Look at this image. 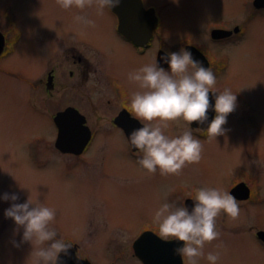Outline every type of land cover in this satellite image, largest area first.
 <instances>
[{"label":"rangeland","instance_id":"374dc122","mask_svg":"<svg viewBox=\"0 0 264 264\" xmlns=\"http://www.w3.org/2000/svg\"><path fill=\"white\" fill-rule=\"evenodd\" d=\"M145 1L164 7L161 18L167 51H180L184 38H190L215 56L224 54L228 68L216 82L241 92L253 106L249 117L229 113L223 134L207 139L198 136L203 145L201 159L187 163L178 173L162 174L159 169L152 173L141 167L138 157L143 153L132 155L122 132L109 121L112 109L107 110L106 105H99L102 117L97 123L86 105L91 110L84 112L89 118L87 126L97 134L86 155L59 151L53 116L65 105H30L27 78L49 58L50 44L57 51L89 29L84 36H96L91 42L100 48L101 70L117 75L131 96L138 83L129 80L128 73L150 64L151 57H139L119 42L112 34V18L105 9L98 11L95 0L84 9L75 5L65 9L58 0H0V9L12 7L23 33L19 48L3 61L0 73V194L17 192V202L38 197L55 208L58 237L78 244L81 254L93 264H139L132 243L139 230L156 225L154 210L165 200L183 203L202 186L230 192L239 181L257 184L264 195V18L249 25L238 42L215 45L210 40L212 28L240 23L253 0ZM76 15L95 23L78 22ZM73 69L69 54L55 60L57 80L66 82ZM81 70L87 72L86 80L95 79L88 65ZM186 126L183 117H178L164 131L175 136ZM11 203L0 200V264H31V243L16 246L23 230L16 234L14 221L4 214ZM239 206L235 218L220 213L226 215V230H219L220 236L206 243L205 254L220 252L217 264H264V247L249 231L254 224L252 215L264 219V204L254 207L241 202ZM199 264L210 262L201 257Z\"/></svg>","mask_w":264,"mask_h":264},{"label":"clouds","instance_id":"9594fccd","mask_svg":"<svg viewBox=\"0 0 264 264\" xmlns=\"http://www.w3.org/2000/svg\"><path fill=\"white\" fill-rule=\"evenodd\" d=\"M61 7L70 9L75 5L84 9L93 0H58ZM178 2V0H176ZM98 11L112 9L120 0H95ZM74 19L85 24L95 21L82 15ZM169 65L168 69L160 66L158 59L145 64L128 73V79L138 83L129 101L128 107L135 116L142 120V126L134 129L128 136L131 145L142 152L138 157L141 167L148 172L162 174L180 172L190 162L199 161L202 157L203 145L198 136L193 135L191 122L208 123L206 129H200L209 136L223 134V127L228 114L235 110L237 93L224 89L215 97L216 115L209 121L210 92L217 77L212 67L194 59L190 49L176 52H165L160 57ZM183 117L189 123L179 135L170 136L164 131L168 122ZM183 203L165 200L154 210L153 222L158 226L159 235L165 240L182 242L174 249L176 255L188 264H199V258L205 257L210 264H217L220 252L208 251L204 248L220 236L216 218L223 211L235 218L240 214L237 198L229 191L218 187L202 186L195 189ZM0 200L12 201L5 209V216L11 218L16 225V234L22 228V236L15 241L16 246L30 242L32 250L28 259L31 264H59L60 254H68L72 243L58 237L54 227L55 208L44 200H33L31 196L24 202L19 201L17 192H4Z\"/></svg>","mask_w":264,"mask_h":264},{"label":"flooded vegetation","instance_id":"af4514ba","mask_svg":"<svg viewBox=\"0 0 264 264\" xmlns=\"http://www.w3.org/2000/svg\"><path fill=\"white\" fill-rule=\"evenodd\" d=\"M254 1L255 0H253L251 3V9L241 19L240 23L235 24L231 28H224L222 26L212 28L210 31L211 42L215 45L230 44L238 42L240 39L245 37L247 34V27L254 21L264 18V7H256ZM140 2L141 7H138L137 9L140 11V13H137L135 16H130V19L134 20L132 25L138 29L147 25V14H152V18L156 19V24L153 28L150 38L143 44L136 43L131 39L126 38L122 33L119 32V19L117 14L113 9L105 8L106 13L113 20L112 34L119 40L121 44L131 49L135 55L143 58L147 55H150V63H153L156 59H158V61H160V66L168 69L169 65L166 63L164 64L162 60H160V57L163 56L165 52H171L167 51L163 44L165 43V40L164 33L162 32L163 20L161 18V13L164 7L156 6L154 4H147L145 0H140ZM213 30H225L231 31L232 33L227 37L216 39L212 38L211 36V32ZM88 32L89 29H87L85 33L89 34ZM98 32L99 28L95 31V34L98 35ZM85 33L81 32V37H77L73 41L66 42L57 51L55 46L50 44V47L48 48L50 50L49 58H46L43 64L31 70V75L27 76L29 94H31L30 105H65L63 110L56 111L53 118L58 113L64 112L68 108H73L85 118L86 125L88 124L89 118L84 112H91L92 110L93 117L96 118L97 123L100 117H102L98 114V111H101L99 105H106L107 110L112 109L109 121L111 122L112 126L116 127L122 132V136L124 137L132 155L134 157L136 154L142 155V152H139L137 149H132V145L129 142L125 131L116 124L117 120L127 121V118L129 120H135L140 125L142 124V120L138 119L128 107L129 101L131 99L129 87L123 81H121L117 75L107 74L101 70V54L99 52L100 48L98 45H95L91 42L94 38H96V36H89L88 38L84 36ZM137 35L142 34L140 33ZM0 36V38H3L4 42L3 49L0 53V73H3V61L9 59L16 53V50L19 48L20 42L23 38L22 30L13 15V9L10 5H5L2 7V9H0ZM187 47H193L195 52H198V55L194 56V59L201 61L205 67H208L209 65L212 67L216 74L217 80L226 72L228 68V59L224 54L215 56L208 47L204 48L203 46L196 43L193 39L184 38V46L182 49H186ZM67 54H69V59L75 66V69L68 72V80H66V83L63 79L57 80L58 76L55 70V60L59 59L62 55L66 56ZM84 65H88L90 70L92 68L95 74V79H93V81L90 79L86 80V71H79L80 67H85ZM38 68H44V71H38ZM7 72L14 74L12 76L19 77V75H15L14 72ZM90 72L88 71V75H90ZM23 78H26V76H23ZM71 80H73V82H70ZM224 89L226 88L222 87L221 84L216 82L215 85L212 86L213 95L216 97L219 94L217 91L222 92ZM234 93H237V103L235 110L232 112H236L239 115L237 116L239 118L249 117L252 113L253 106L241 92ZM214 104L215 100L211 102V105L213 106L212 111L208 112V114L211 115V117L208 118L209 121L216 115ZM86 105H89L91 110L86 109L88 108ZM185 122L186 125L189 123L188 121ZM194 123L200 124L198 121H194ZM206 123L207 122L204 124ZM196 128L198 127L193 128V133L195 136H200L206 139L209 137L208 133L202 132L200 129ZM90 130L91 140L87 149L82 155H86L89 152L88 150L91 147L94 138L97 136L94 130ZM242 182L245 183L249 188V197L245 200L237 199L238 202H247L254 207L259 205L263 206L264 195L259 192L257 184L256 187H254L248 182L239 181V183ZM239 183L233 184L230 188V192L232 188ZM189 196L186 197L187 200L191 199ZM251 218L254 220V224L250 227L249 231L254 236L256 242L264 247V224H261L264 223V219L259 220L258 215H252ZM225 222L226 215L222 213L216 218L218 230H226ZM140 237L143 239L141 241L143 256H138L134 249V244ZM180 243L182 242L163 239L159 235L158 227L156 225L147 224L143 229L138 231V234H136V238L132 243V250L134 257L139 264H188L186 259L182 260V258L176 255L174 252V249L179 246ZM72 247L75 249L77 258L81 260H87L91 263V261L87 259L85 255L81 254V248L78 244L76 245L75 243H72Z\"/></svg>","mask_w":264,"mask_h":264},{"label":"water","instance_id":"95a60500","mask_svg":"<svg viewBox=\"0 0 264 264\" xmlns=\"http://www.w3.org/2000/svg\"><path fill=\"white\" fill-rule=\"evenodd\" d=\"M254 4L256 7L262 8L264 7V0H255ZM138 7H141L140 0H120L119 5L112 9L117 14L119 19V31L126 38L131 39L136 43L143 44L152 35L153 28L155 26V20L152 18V14L148 13L147 25L143 26L142 28L136 29L132 25V22H134V20L130 19V16H135L137 13H140V11L137 10ZM136 32L137 34L141 33L142 35H137ZM230 34L231 32L224 30H213L211 36L212 38L218 39V38L227 37ZM3 45H4L3 38H0V53L3 49ZM186 49H190L192 51L193 57L198 55L195 52V49H193L192 47H187ZM209 95H210V103H211L212 101L215 100V96L213 95V92H210ZM209 111H212V107H210ZM210 117L211 115L208 114V118ZM54 123L58 130L55 141V147L62 153L80 155L84 151L86 145L88 144L91 135L89 128L86 126L85 118L81 114H79L75 109L68 108L64 112H60L54 117ZM116 124L125 131L127 136H130L131 132L134 129L141 127V125L138 122H136L135 120H129L128 118L127 121L117 120ZM191 124L193 128L194 127L206 128L208 126V123L195 124L194 121L191 122ZM132 149L136 150L133 146ZM231 193L238 200H245L249 197V189L244 183H240L236 185L231 190ZM192 203L193 202L191 199L187 200V204L189 207L192 206ZM142 240L143 239H141L140 237L134 244V249L138 256H140L139 248ZM59 264H91V263L87 260H81L77 258L75 254V249L71 247L68 254L65 253L60 254Z\"/></svg>","mask_w":264,"mask_h":264},{"label":"bare ground","instance_id":"6f19581e","mask_svg":"<svg viewBox=\"0 0 264 264\" xmlns=\"http://www.w3.org/2000/svg\"><path fill=\"white\" fill-rule=\"evenodd\" d=\"M255 22V21H254ZM8 58V57H7ZM90 149V148H89ZM89 151V150H88ZM140 252H139V254H140V256H143V254H142V249H141V245H140Z\"/></svg>","mask_w":264,"mask_h":264}]
</instances>
